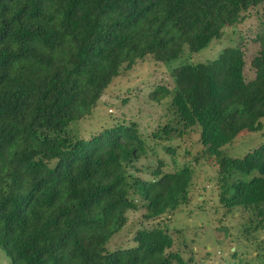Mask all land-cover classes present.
<instances>
[{
  "label": "trees",
  "instance_id": "trees-1",
  "mask_svg": "<svg viewBox=\"0 0 264 264\" xmlns=\"http://www.w3.org/2000/svg\"><path fill=\"white\" fill-rule=\"evenodd\" d=\"M253 17L262 24L253 77L242 46L190 62ZM147 57L163 65L183 59L172 71L174 89L152 94L156 103L171 97L169 121L153 140L198 132L195 161H215L220 205L242 214L243 237L258 240L250 237L264 230V140L242 157L228 149L264 130V0H0V249L11 264L195 263L160 226L139 230L130 248L109 250L139 209L135 197L147 221L192 203L191 165L165 173L161 161L152 179L133 178L135 164L154 152L137 123L89 140L70 132ZM166 152L176 164V149ZM263 249L257 244L255 254Z\"/></svg>",
  "mask_w": 264,
  "mask_h": 264
},
{
  "label": "rangeland",
  "instance_id": "rangeland-1",
  "mask_svg": "<svg viewBox=\"0 0 264 264\" xmlns=\"http://www.w3.org/2000/svg\"><path fill=\"white\" fill-rule=\"evenodd\" d=\"M260 21L253 17L238 28L225 29L220 40L213 43L209 49L195 55L190 62L208 63L217 59L226 47L242 46L247 56L246 74L249 78L253 77L250 62L259 51V46L254 39L262 28ZM182 63L183 59H180L169 65H163L156 63L151 57L139 61L132 71H124L114 81L91 117L70 127L71 134L77 138L89 140L95 134L113 125L137 123L143 137L147 139V146L153 148L154 152L149 151L146 157L135 164L136 169L130 171L133 178L152 179V173L160 166L161 161L165 164L163 168L165 173L174 172L184 165H191L196 172L192 188V203L173 216L165 215L155 221H147L144 218L145 202L135 197L134 202L139 209L130 212L128 225L109 244V250L130 248L134 246V238L139 230L160 226L169 229L176 239L177 244L174 250L185 251L188 259L194 257V264H241L248 260L254 262V257L257 255H260V262H257L259 258L257 256L255 264H264V249L255 254L257 244L264 243V230L250 237L251 240L254 236L258 238L253 245L247 241L241 233L246 226L244 218H241L244 216L229 214L220 205L214 182L217 170L215 161L210 159L195 161L202 151L199 142L200 134L192 132L185 140L176 139L173 142H158L152 138V134L169 121L168 107L171 101L170 97L162 103H156L152 94L158 87L174 89L172 71ZM263 140L264 130L246 135L236 140L229 147L228 152L234 157H242L257 148ZM170 145L177 151L176 164L166 152V148ZM185 243L191 245L189 250ZM247 246L250 253L247 252ZM237 250L238 255L233 258L231 253ZM248 255L251 257L249 258ZM0 264H11L10 258L2 249H0Z\"/></svg>",
  "mask_w": 264,
  "mask_h": 264
}]
</instances>
